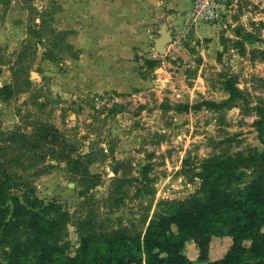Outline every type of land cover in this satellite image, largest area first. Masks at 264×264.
I'll return each mask as SVG.
<instances>
[{
	"label": "rangeland",
	"instance_id": "rangeland-1",
	"mask_svg": "<svg viewBox=\"0 0 264 264\" xmlns=\"http://www.w3.org/2000/svg\"><path fill=\"white\" fill-rule=\"evenodd\" d=\"M110 1L0 0V181L71 254L82 237L143 236L178 203L264 180V0H224L210 25L188 22L187 4L130 0L128 47L97 34ZM159 21L173 30L164 54ZM11 235L8 253L26 230ZM230 245L214 239L206 263ZM185 255L201 264L195 242Z\"/></svg>",
	"mask_w": 264,
	"mask_h": 264
},
{
	"label": "trees",
	"instance_id": "trees-1",
	"mask_svg": "<svg viewBox=\"0 0 264 264\" xmlns=\"http://www.w3.org/2000/svg\"><path fill=\"white\" fill-rule=\"evenodd\" d=\"M256 52L264 58V50ZM259 160L264 162V153ZM203 166L212 174L220 170L213 161ZM10 191L6 181H0V252L7 264H196L185 255L192 241L201 264H264V180L233 194L215 189L205 204L198 199L178 203L152 218L143 236L118 231L101 239L82 237L73 255L50 245L38 220L25 217L31 212L28 206ZM22 229L24 242L15 243L9 253L3 251V236ZM225 237L231 239L225 255L206 263L212 241Z\"/></svg>",
	"mask_w": 264,
	"mask_h": 264
},
{
	"label": "crops",
	"instance_id": "crops-1",
	"mask_svg": "<svg viewBox=\"0 0 264 264\" xmlns=\"http://www.w3.org/2000/svg\"><path fill=\"white\" fill-rule=\"evenodd\" d=\"M113 1H115L117 6H113ZM130 0H111L110 1V7L104 10L100 15L99 22L102 23V30H100L99 38L102 39L104 37H117V38H123V44H119L118 47H128L127 37H131L132 31H133V20L135 19L133 17L132 12L129 13L128 7ZM180 3L181 5L192 6L193 0H171V3ZM191 8V7H190ZM136 10V9H134ZM138 12V11H136ZM139 19H136L135 25H140L138 23V20H141L143 18V11H139ZM137 16V14H135ZM105 21H108L105 23ZM143 20H141V23Z\"/></svg>",
	"mask_w": 264,
	"mask_h": 264
},
{
	"label": "built area",
	"instance_id": "built-area-1",
	"mask_svg": "<svg viewBox=\"0 0 264 264\" xmlns=\"http://www.w3.org/2000/svg\"><path fill=\"white\" fill-rule=\"evenodd\" d=\"M226 10L227 4L224 0H193L186 19L191 23L216 24L226 19Z\"/></svg>",
	"mask_w": 264,
	"mask_h": 264
},
{
	"label": "water",
	"instance_id": "water-1",
	"mask_svg": "<svg viewBox=\"0 0 264 264\" xmlns=\"http://www.w3.org/2000/svg\"><path fill=\"white\" fill-rule=\"evenodd\" d=\"M158 24H159V31H158L159 37L157 38L152 37V39L154 41L155 50L160 54H164L167 52V45L172 41L173 30L169 29L167 23L159 21Z\"/></svg>",
	"mask_w": 264,
	"mask_h": 264
}]
</instances>
